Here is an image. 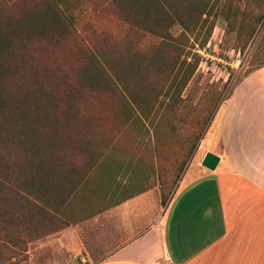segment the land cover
Listing matches in <instances>:
<instances>
[{
	"label": "rangeland",
	"instance_id": "obj_1",
	"mask_svg": "<svg viewBox=\"0 0 264 264\" xmlns=\"http://www.w3.org/2000/svg\"><path fill=\"white\" fill-rule=\"evenodd\" d=\"M0 34V98L34 108L0 111V264H68L50 238L72 190L153 188L168 207L224 99L264 65V0H0ZM42 106L29 137L15 119ZM30 142L50 154L32 183Z\"/></svg>",
	"mask_w": 264,
	"mask_h": 264
},
{
	"label": "crops",
	"instance_id": "obj_2",
	"mask_svg": "<svg viewBox=\"0 0 264 264\" xmlns=\"http://www.w3.org/2000/svg\"><path fill=\"white\" fill-rule=\"evenodd\" d=\"M208 151L214 170L202 165ZM66 200L70 222L50 242L68 264H264V65L224 99L168 207L153 188L81 187Z\"/></svg>",
	"mask_w": 264,
	"mask_h": 264
},
{
	"label": "trees",
	"instance_id": "obj_3",
	"mask_svg": "<svg viewBox=\"0 0 264 264\" xmlns=\"http://www.w3.org/2000/svg\"><path fill=\"white\" fill-rule=\"evenodd\" d=\"M263 18V16L261 17ZM3 35L0 34V46H2L3 44ZM5 76V74L3 72L0 73V76ZM10 96L5 97V98H0V111H12V110H23L26 114H29L33 112L34 108L32 105L26 104L28 103V100L31 99V101L33 100V97L30 98V95H26V97H20L18 95H14L12 96L11 94H9ZM26 100V102L22 101V100ZM22 104L26 105L22 107ZM50 116V110L48 106H42L41 110H40V115H37L36 117L30 119L26 117H24V119H15L17 121H19V125H21L23 127V130H25V132L29 135V137H35L38 133V130L41 129H45L47 127V118H49ZM13 118V117H12ZM31 120V123H30ZM33 120V122H32ZM9 139L11 141L10 138V133H8L6 130H4V132H1L0 134V140L4 143L9 142ZM19 150H21V162H24L29 168H28V172L27 175L30 177V181L32 183L33 178L36 176L37 171L34 172V167L36 165V161L37 159L40 158H48L49 157V153L48 152H43L41 149L38 150L37 147L35 145H33V143H29L28 145L25 146V148L22 150V148H18ZM4 155V154H3ZM9 152L6 153V155L3 156V158H5V160L10 164L9 167H13V163L15 159H13V161L9 162L8 160H10L9 158ZM10 170V169H7ZM40 174L44 177L47 175V172H43L41 171Z\"/></svg>",
	"mask_w": 264,
	"mask_h": 264
},
{
	"label": "water",
	"instance_id": "obj_4",
	"mask_svg": "<svg viewBox=\"0 0 264 264\" xmlns=\"http://www.w3.org/2000/svg\"><path fill=\"white\" fill-rule=\"evenodd\" d=\"M220 161V157L214 152L208 151L202 161V165L214 170Z\"/></svg>",
	"mask_w": 264,
	"mask_h": 264
}]
</instances>
